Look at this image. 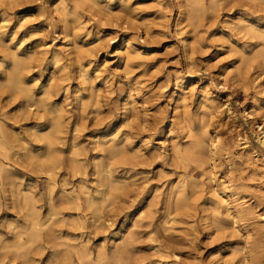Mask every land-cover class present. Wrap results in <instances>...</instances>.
Instances as JSON below:
<instances>
[{
    "label": "clouds",
    "instance_id": "clouds-1",
    "mask_svg": "<svg viewBox=\"0 0 264 264\" xmlns=\"http://www.w3.org/2000/svg\"><path fill=\"white\" fill-rule=\"evenodd\" d=\"M0 264H264V0H0Z\"/></svg>",
    "mask_w": 264,
    "mask_h": 264
},
{
    "label": "rangeland",
    "instance_id": "rangeland-1",
    "mask_svg": "<svg viewBox=\"0 0 264 264\" xmlns=\"http://www.w3.org/2000/svg\"><path fill=\"white\" fill-rule=\"evenodd\" d=\"M138 2L141 3V4H150V3L153 2V0H138ZM35 11H36L35 6H27V7L23 8V9L18 10V14H20L22 16H25V17H30L31 15H33L35 13ZM144 15L146 17H152L154 15V13L148 12V13H145ZM14 27L9 29L10 33H12L14 31ZM33 27H39V25H34ZM23 36H24V33H21V38ZM126 38H127L126 36H122V41L124 39H126ZM33 43H35V42H33ZM167 46H168V44L166 43L165 45H162L159 48H157V47L144 48V52L147 53V54L162 52ZM26 47H31V45H28ZM113 47L114 48L120 47V43L114 45ZM212 251H215V249H213Z\"/></svg>",
    "mask_w": 264,
    "mask_h": 264
},
{
    "label": "bare ground",
    "instance_id": "bare-ground-1",
    "mask_svg": "<svg viewBox=\"0 0 264 264\" xmlns=\"http://www.w3.org/2000/svg\"><path fill=\"white\" fill-rule=\"evenodd\" d=\"M127 39V38H126Z\"/></svg>",
    "mask_w": 264,
    "mask_h": 264
}]
</instances>
